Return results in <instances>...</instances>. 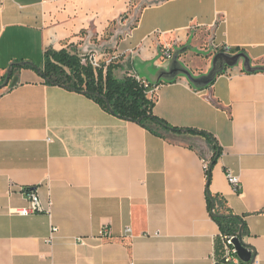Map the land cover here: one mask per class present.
<instances>
[{
    "label": "crops",
    "instance_id": "crops-1",
    "mask_svg": "<svg viewBox=\"0 0 264 264\" xmlns=\"http://www.w3.org/2000/svg\"><path fill=\"white\" fill-rule=\"evenodd\" d=\"M63 49L117 56L114 76L148 81L157 117L217 144L172 141L46 83L44 54ZM23 62L35 66L2 87ZM0 87V264H223L205 167L217 151L210 191L246 222L248 264H264V0H0ZM24 189L52 215L16 214ZM104 227L109 241H73Z\"/></svg>",
    "mask_w": 264,
    "mask_h": 264
},
{
    "label": "trees",
    "instance_id": "trees-1",
    "mask_svg": "<svg viewBox=\"0 0 264 264\" xmlns=\"http://www.w3.org/2000/svg\"><path fill=\"white\" fill-rule=\"evenodd\" d=\"M29 67L13 65L11 75L22 68ZM114 69V64H111L106 72L103 70L96 72L90 66H83L77 54L63 49L46 51L44 67L40 72L46 83L84 92L119 118L139 123L158 136L163 137L162 132L175 136L190 135L202 137L211 144H217L216 139L207 132L173 127L157 117L154 114L156 103L148 97V89L137 80L136 75L118 79L114 76ZM218 158L217 151L207 171L208 206L213 219L220 227L221 234L239 237L246 232V222L227 208L222 197L213 196L210 191L212 170Z\"/></svg>",
    "mask_w": 264,
    "mask_h": 264
},
{
    "label": "built area",
    "instance_id": "built-area-1",
    "mask_svg": "<svg viewBox=\"0 0 264 264\" xmlns=\"http://www.w3.org/2000/svg\"><path fill=\"white\" fill-rule=\"evenodd\" d=\"M81 60V64L83 66H90L92 67L96 72L98 70H103L104 72L107 71L108 67L112 64L114 60H116L117 56H109L107 52L98 53L96 51L88 52L86 54L80 55L77 54ZM161 55L165 59H170L174 56V50L172 46H162L161 49ZM137 80L143 84L145 88L148 89V93L150 92V84L148 81L141 79L140 77L136 76ZM206 171L209 169V163H205ZM226 177L232 186L234 192L241 193L242 185H241V178L239 175L235 174L233 170L227 169L226 170ZM29 199V207L23 208L20 210H16V214H19L23 217H28L34 214H48L49 216L52 215L51 206L49 205V208L46 209L40 200L39 195L35 190L32 189H24L22 190ZM215 212V211H213ZM59 233V228L56 226H52L50 235L45 239V242L47 245H54L55 240L57 238V235ZM131 230H126V235L130 234ZM113 238V232L109 227H104L100 233L96 236H89V237H83L78 236L74 237L73 241L76 245L87 247L90 246V240H99L101 242L103 241H109ZM236 238V236H224L221 235L220 239L223 243V257H222V263L223 264H245L241 261V259L238 256L237 250L233 244V240Z\"/></svg>",
    "mask_w": 264,
    "mask_h": 264
},
{
    "label": "water",
    "instance_id": "water-1",
    "mask_svg": "<svg viewBox=\"0 0 264 264\" xmlns=\"http://www.w3.org/2000/svg\"><path fill=\"white\" fill-rule=\"evenodd\" d=\"M17 65H20V66H35V65L31 64V63H26V62L19 63ZM12 69H13V66H11V68L8 71L7 80H6V83L4 84L3 87H6V86H8L10 84L11 76H12L11 75ZM15 84H16V81L13 82V86H15ZM233 244H234V246H235V248L237 250L239 258L241 259V261L243 263L248 264L250 262H254L255 256L249 250V248L246 245L243 244V242H242V234L239 237H236L233 240Z\"/></svg>",
    "mask_w": 264,
    "mask_h": 264
},
{
    "label": "rangeland",
    "instance_id": "rangeland-1",
    "mask_svg": "<svg viewBox=\"0 0 264 264\" xmlns=\"http://www.w3.org/2000/svg\"><path fill=\"white\" fill-rule=\"evenodd\" d=\"M92 52V51H90ZM112 52V51H111ZM76 54V53H75ZM37 65L40 64V62L36 61ZM2 83V82H1ZM3 87V86H2ZM2 87H0V92L2 91ZM162 134L168 138H170L172 141H175L176 139L172 136V134H168V133H165V132H162ZM187 145H192L191 142H186Z\"/></svg>",
    "mask_w": 264,
    "mask_h": 264
}]
</instances>
